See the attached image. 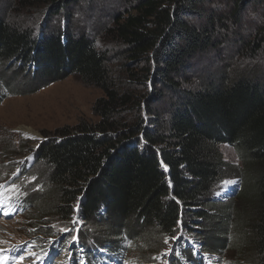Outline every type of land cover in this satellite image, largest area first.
<instances>
[{
	"label": "trees",
	"instance_id": "trees-1",
	"mask_svg": "<svg viewBox=\"0 0 264 264\" xmlns=\"http://www.w3.org/2000/svg\"><path fill=\"white\" fill-rule=\"evenodd\" d=\"M81 1L39 3L45 15L68 20L67 9ZM217 2L231 5L236 15L256 8L264 24V0L132 1L101 38L124 48L127 68L119 80L109 65L110 52L97 47V38L75 35L66 25L48 36L40 26L35 36L29 26L21 29L0 16V69L14 66L31 75L29 92L77 75L102 93L92 106L95 122L62 128L35 150L22 140L21 152L34 151L36 161L25 190H35L17 194L15 187L9 200L33 208L29 224L44 239L54 237L55 223L70 229L52 251L70 264H80L82 257L91 263L103 250L118 256L129 248L140 251L132 260L141 263L181 231L204 249L196 256L185 245L189 239L182 238L171 264H206L204 257L212 252L224 264H264V87L246 76L198 86L182 81L192 60L216 47L211 8ZM6 82L0 79V100L11 92ZM130 111L135 116L128 118ZM225 145L235 149L241 167L224 160ZM37 165L44 170L37 171ZM232 178L240 181L235 199L214 204L212 194ZM212 213L222 221V242L199 243L191 227L209 222ZM77 214L87 223L83 229L73 226ZM142 232L150 240L140 239ZM74 238L69 250L67 242ZM229 249L238 253L233 263L226 260Z\"/></svg>",
	"mask_w": 264,
	"mask_h": 264
},
{
	"label": "rangeland",
	"instance_id": "rangeland-1",
	"mask_svg": "<svg viewBox=\"0 0 264 264\" xmlns=\"http://www.w3.org/2000/svg\"><path fill=\"white\" fill-rule=\"evenodd\" d=\"M132 1L134 0H82L77 6L67 9L72 18L65 20V16L62 15L52 17L45 15L44 7H40L41 0H0V16L21 29L29 26L35 36H38L40 26H43L41 34L48 36L64 31L63 26L66 25V28L75 35L84 32L91 38H97V47L110 52L109 65L113 69L114 76L119 80V77L126 73L125 68H127L124 48L118 43L103 42L101 38L105 37L104 27L112 22V18L117 13L128 9ZM211 13L217 18L215 19L217 20L216 47L192 60L182 81L189 86H198L200 82L206 83L208 80L219 81V77L232 81L246 76L257 80L264 87V24L260 11L248 7L236 15L231 5L217 2L213 4ZM131 68L134 66H130L129 69ZM2 78H6L5 87L11 88V92L4 93L0 100V189L6 194L5 198L0 199V246L3 247L0 249V264H68L64 258H60L61 254H54L51 260L45 262H41V259L48 250L47 242H53L54 246L59 245V241L64 242L71 234L70 229L55 223L50 227L54 237L44 239L29 224L33 208L27 205L20 207L18 214H12L14 207L8 204V201L13 197L15 187L17 194L35 190L29 188L25 190L34 179L30 174L32 170L35 171L33 167L36 161L34 151L21 152V148L26 145L22 140L28 141L30 147L35 150L46 139L57 137L56 133L62 128L71 129L81 121L95 122L97 119L92 114V106L102 93L82 83L77 75L49 84L40 83V89L34 92H29L31 85L27 84L30 82L28 80H31V75L27 76L21 69L16 70L14 66L7 71L0 69V79ZM138 90L143 94L142 88ZM144 112L143 118L147 125H151L152 118L147 115L146 110ZM131 116H135L133 111L128 113V118ZM221 152L225 161L232 166L241 167L235 149L225 145ZM36 170L44 169L43 166L37 165ZM239 183L237 178H232L226 181L222 188L225 185L226 188L236 186L234 196L239 191ZM222 188L216 191L215 196L222 191ZM222 195L223 193L219 197ZM215 196L213 194L212 200L218 205L227 204L231 199L229 195L219 201ZM72 223L74 228L81 226V229L87 224L78 214L73 216ZM222 226L219 215L212 213L209 222L196 227L193 225L191 228L192 234L196 238L197 235L199 236V240L197 238L199 243L205 241L218 244L222 242ZM145 234L142 232L139 238L144 241L150 240L149 237L144 236ZM184 236L186 234L181 231L176 238L169 239L165 249L158 251L157 254L156 251L155 254H150V257L153 255V260L150 257L148 259L142 257L141 263L132 260L138 258L140 251L130 248L128 253L122 254L126 258V264H171V256L175 248L184 243V240L178 243L180 239L186 238ZM115 240L120 241L119 238ZM74 242H77V238L68 240L69 250H72ZM188 242L192 243L191 247L194 246L196 252L200 251V248L204 249L203 244L198 245L192 239ZM149 250L151 248L141 255L149 254ZM184 251L186 250L183 249ZM237 254L233 249L227 250V262L233 263ZM211 255L213 262L224 264V260L219 259L221 257L216 252H212Z\"/></svg>",
	"mask_w": 264,
	"mask_h": 264
},
{
	"label": "bare ground",
	"instance_id": "bare-ground-1",
	"mask_svg": "<svg viewBox=\"0 0 264 264\" xmlns=\"http://www.w3.org/2000/svg\"><path fill=\"white\" fill-rule=\"evenodd\" d=\"M11 175H12V174H11ZM212 195H213V194H212ZM0 227H1V226H0ZM61 233H62V231H61ZM185 240H186V239H185ZM185 245H186V244H185ZM1 248H3V247H2V246H0V249H1Z\"/></svg>",
	"mask_w": 264,
	"mask_h": 264
},
{
	"label": "snow or ice",
	"instance_id": "snow-or-ice-1",
	"mask_svg": "<svg viewBox=\"0 0 264 264\" xmlns=\"http://www.w3.org/2000/svg\"><path fill=\"white\" fill-rule=\"evenodd\" d=\"M75 239V238H74ZM167 243V241H165Z\"/></svg>",
	"mask_w": 264,
	"mask_h": 264
},
{
	"label": "water",
	"instance_id": "water-1",
	"mask_svg": "<svg viewBox=\"0 0 264 264\" xmlns=\"http://www.w3.org/2000/svg\"><path fill=\"white\" fill-rule=\"evenodd\" d=\"M166 172H168V171L166 170Z\"/></svg>",
	"mask_w": 264,
	"mask_h": 264
}]
</instances>
